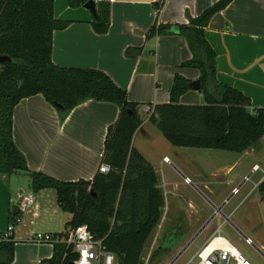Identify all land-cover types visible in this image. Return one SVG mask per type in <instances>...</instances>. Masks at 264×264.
<instances>
[{"label":"crops","instance_id":"1","mask_svg":"<svg viewBox=\"0 0 264 264\" xmlns=\"http://www.w3.org/2000/svg\"><path fill=\"white\" fill-rule=\"evenodd\" d=\"M217 1L163 0V6L157 11L158 0H105L96 4L99 21L107 25L106 32L99 34L92 25L95 19L88 10L71 9L67 0H54V18L69 22V25L53 32L51 61L59 67L104 72L117 86L126 90L129 102L139 105L138 112H142L143 104L155 106L168 103L174 75L179 74L193 82L199 80V72L180 67L182 62L191 58L181 35L173 33L150 37L149 30L154 24H170L172 31L176 32L177 25L188 24V17H198ZM204 36L216 55L218 82L242 92L250 99L252 108L263 107L264 0H232L212 16ZM180 100V104H192ZM117 115L115 105L89 100L75 107L61 120L54 106L41 95H35L21 100L13 110V141L24 156L29 170L64 182L91 181L100 163L106 130L116 121ZM140 117L142 124L133 136L132 147L152 165L148 157L149 149L137 138L147 139L148 126L154 125L149 115ZM255 147L258 162L253 163L250 170L257 166L264 174V135ZM164 158L168 157L164 155L161 159L165 164ZM236 167L223 166L211 174L226 186L220 198L210 191L205 172L185 169L182 178L189 179V184L184 185L190 189L187 193L178 194L175 191L180 185H171L172 189L166 192V199L164 197L165 217L172 213L176 216L181 214L182 221L178 226L185 227L186 232H197L212 214L211 207L198 192L215 206L221 205L234 188L244 184L249 169L239 173L237 179L231 180L233 183L220 178L222 173H225L224 178L232 174ZM173 168L181 173L178 168ZM154 171L157 177L161 175L158 170ZM23 179L20 174L0 176V234L8 225L11 208L18 202L19 192L30 194L32 203L23 213L22 223L19 224L27 227L26 235L23 234L25 238L20 237V232L18 237H15V231L12 233V239L16 242L12 264H40L51 257L52 246L36 243L34 237L42 232L56 234L60 228L58 213L61 210L55 191H25L26 182ZM157 185L163 192L161 185ZM242 199L224 212L231 221L236 219L234 223L239 227L243 226V222L236 217L241 204L245 203V197ZM213 222L215 228L223 227L222 220L217 218L206 229Z\"/></svg>","mask_w":264,"mask_h":264},{"label":"trees","instance_id":"2","mask_svg":"<svg viewBox=\"0 0 264 264\" xmlns=\"http://www.w3.org/2000/svg\"><path fill=\"white\" fill-rule=\"evenodd\" d=\"M90 0H67L71 9L83 8ZM232 0H219L198 17H188V24H154L150 37L173 33L181 35L191 58L181 68L199 72L203 105H183L182 95L192 90L190 80L179 74L173 77L168 103L158 104L149 116L162 137L176 148L219 150L233 153L257 146L264 135V106L252 108L250 99L236 88L216 79V55L204 36V30L217 12ZM158 0L156 10L163 6ZM54 0H0V55L11 61L0 64V176L22 174L32 193L52 189L60 210L70 215L65 233L85 227L112 253L117 264H142L144 245L158 226L164 207L163 192L157 176L142 155L132 147L135 132L142 124L139 105L127 100L126 90L117 86L104 72L94 69L59 67L51 61L52 35L69 22L56 20ZM103 34L107 25L98 17L92 22ZM41 95L47 103L62 106L60 119L78 105L93 100L111 103L118 108L116 121L105 134L100 164L110 171L96 173L91 181L64 182L28 169L26 160L12 136L15 106L23 99ZM144 105V104H143ZM259 201L264 202V179L257 186ZM10 213L9 222L16 216ZM0 264H12V235L2 240ZM178 239L167 234L159 251H171ZM52 255L40 264H67L75 258L71 247L63 243H47Z\"/></svg>","mask_w":264,"mask_h":264},{"label":"rangeland","instance_id":"3","mask_svg":"<svg viewBox=\"0 0 264 264\" xmlns=\"http://www.w3.org/2000/svg\"><path fill=\"white\" fill-rule=\"evenodd\" d=\"M180 99V101L183 100L192 103L185 105L204 104L203 97L198 92L190 91L189 93L182 95ZM142 107L143 105L141 106V108ZM138 113H140L142 118H145L148 115L143 110L142 112ZM148 134L149 137L147 139L137 138V141H141L142 145L149 149V161L152 164L153 168L161 173V175L158 174L157 184L161 185V187L163 188L162 190L165 193V196L163 194V197H165V199L166 192L172 189L171 185H180L175 193L180 194L187 193L189 191V186L184 185L185 183L183 182L184 180L181 176L186 173L187 169L191 171L198 170L201 173L205 172L204 177L209 182L208 187L210 191H212L215 196L219 198L223 193H225L226 186L221 185L218 182L220 181L219 178L211 176L212 173H215L218 168L223 166L231 167L232 165H234L235 167L237 165L238 167L234 169L232 174L225 176V178V173H222L220 175V178L223 177V180H229V182H232L234 178L237 179L239 173H244L249 169V171L246 173V176L244 177V184L242 185V187H240L239 189L234 188L233 191H235L236 189L237 190L227 202V205L224 208V212L231 209L233 205H236L239 200L241 201L243 200L242 198L245 197V203L241 204V207L239 208L240 210L237 213L238 216H235L236 218L239 217L241 222H243V226H240V229H238L244 236L252 241L253 245L257 249H259L262 254H264V202L259 201L256 186L258 182L262 180L263 172L260 171L259 167L256 168V166H254L252 170H250L252 164L258 162V155H256V151L258 150L256 149V147H254L253 149L250 148V153L247 152V150L243 153H233L209 149L176 148L170 145L162 137L161 133L155 126H148ZM164 155H166L171 160L172 166L170 164H164L161 161ZM173 167L178 168V170L181 171L182 174L177 173V171H175ZM249 174V178L246 179ZM20 175L26 182V185L23 189L25 191H28L29 189L27 188V177H24L22 174ZM51 192H54V190H51ZM206 192L208 193V191ZM230 195H228L227 197H229ZM163 208L164 209L161 211L158 226L149 235L144 245L140 257V261L142 262V264H169L196 233L190 231L186 232L184 231L186 230L185 227L178 226L179 222H181L180 220L182 219L181 214H178L176 216L172 213L171 215L168 214L165 217L166 207L164 206ZM58 217L60 220V228L57 232H55L57 235L62 234L61 232L65 233L64 225L70 219V215L60 211L58 213ZM162 219L163 223H161ZM235 220L232 221L235 222ZM20 225H17L14 229L15 237H18L20 232V237L25 238L27 227H22ZM215 226L216 225L213 222L208 229L202 232L187 248L186 252H184L182 256L175 262V264H185L190 259V257L193 256L197 252V250L203 246L205 240L211 235ZM170 233H172L175 238H178L179 236L177 244L171 251H167V249L159 251L158 247L162 244L167 234ZM23 234L25 235L23 236ZM40 234L44 233L42 232ZM156 236L157 238L155 246L153 249H151L154 238ZM222 236L229 239L238 248L239 251L246 254L253 264H264V258L260 253L257 252L254 246L247 245L244 238L227 223L222 227ZM42 244H44L45 246H49L46 243Z\"/></svg>","mask_w":264,"mask_h":264},{"label":"built area","instance_id":"4","mask_svg":"<svg viewBox=\"0 0 264 264\" xmlns=\"http://www.w3.org/2000/svg\"><path fill=\"white\" fill-rule=\"evenodd\" d=\"M95 5L105 0H93ZM111 1V0H110ZM154 105L144 104L142 110L149 116L154 112ZM166 164H170L168 158H164ZM256 168H258L256 166ZM255 168V169H256ZM110 171L105 164L98 165L97 172L107 174ZM264 179V174L263 178ZM260 180L256 186L262 181ZM184 183L188 184L189 179L184 178ZM236 191V190H235ZM233 191V192H235ZM30 194H21L18 197L19 215L12 221L8 222L5 231L2 233V240H8L12 235L15 227L22 223V215L32 203ZM163 223V219L161 221ZM225 223H223L224 225ZM157 236L154 238L152 248L155 246ZM247 245H252L250 239H244ZM36 243H63L71 247V251L75 254L72 264H117L115 256L108 252L103 246V240L94 239L85 227H76L69 230L64 235L57 234H36L34 237ZM264 258V254L262 256ZM169 264H172L171 262ZM175 264V263H174ZM185 264H253L249 257L238 250V248L227 238L222 236V228L218 226L213 230L203 246L190 257Z\"/></svg>","mask_w":264,"mask_h":264},{"label":"water","instance_id":"5","mask_svg":"<svg viewBox=\"0 0 264 264\" xmlns=\"http://www.w3.org/2000/svg\"><path fill=\"white\" fill-rule=\"evenodd\" d=\"M86 10H88L92 17L94 19H96L97 16V12H96V5L94 3L93 0L88 1L84 7ZM11 59L8 56H2L0 55V64L2 63H8L10 62ZM189 87L194 90V91H199L201 89V83L199 80L190 82ZM54 107L58 110H63L62 106L59 104L54 103ZM182 177H184L182 175ZM249 176L246 178L248 179ZM240 186L237 188L239 189ZM236 189V190H237ZM22 194V192H19V196ZM198 194H200L202 196V198H204V200L206 201V203L211 207L212 209V214L210 215V217L204 222V224L199 228V230L194 234V236L189 240V242L186 244V246L175 256V258L172 260V264H174L179 257L184 253V251H186V249L195 241V239L207 228V226L214 221L215 219L219 218L220 220H222L223 223H227L230 226H232L244 239H246V237L234 226V224L232 223V221L229 219V217L227 216V214L224 213V208L227 205V202L230 200V198L233 196V194H235V192H233L229 197H227L221 205L219 206H215L214 204H212L211 201H209L203 194H201L200 192H198ZM18 212V206L15 204L12 206L11 208V213L12 215H16ZM254 246V245H253ZM254 248L257 250L258 253L261 254V256H263V254L261 253V251L259 249H257L255 246ZM67 264H72L71 262H68Z\"/></svg>","mask_w":264,"mask_h":264},{"label":"flooded vegetation","instance_id":"6","mask_svg":"<svg viewBox=\"0 0 264 264\" xmlns=\"http://www.w3.org/2000/svg\"><path fill=\"white\" fill-rule=\"evenodd\" d=\"M183 180H184V178H183ZM183 182H184V181H183ZM181 221H182V219H181ZM233 224H234V226H235L237 229H238V228L240 229L239 225L235 224L234 222H233ZM239 229H238V230H239ZM239 231H240V230H239ZM240 232H241V231H240ZM174 234H175V232H174ZM173 237L175 238V236H173ZM245 237H246V236H245ZM178 238H179V236H178ZM178 238H177V239H178ZM246 238H247V237H246ZM251 242H252V241H251ZM252 245H253V243H252Z\"/></svg>","mask_w":264,"mask_h":264}]
</instances>
